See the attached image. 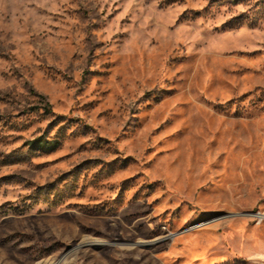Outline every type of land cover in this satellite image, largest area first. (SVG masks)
Here are the masks:
<instances>
[{"label": "rangeland", "instance_id": "obj_1", "mask_svg": "<svg viewBox=\"0 0 264 264\" xmlns=\"http://www.w3.org/2000/svg\"><path fill=\"white\" fill-rule=\"evenodd\" d=\"M0 264H264V0H0Z\"/></svg>", "mask_w": 264, "mask_h": 264}, {"label": "trees", "instance_id": "obj_2", "mask_svg": "<svg viewBox=\"0 0 264 264\" xmlns=\"http://www.w3.org/2000/svg\"><path fill=\"white\" fill-rule=\"evenodd\" d=\"M45 111L47 113H50L51 112V106L48 103L45 105ZM55 145H56V143H54L52 141H47L45 143L44 147L55 146Z\"/></svg>", "mask_w": 264, "mask_h": 264}]
</instances>
